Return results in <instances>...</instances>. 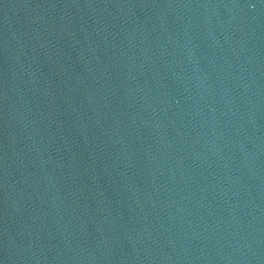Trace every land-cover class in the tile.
<instances>
[{"label": "water", "instance_id": "obj_1", "mask_svg": "<svg viewBox=\"0 0 264 264\" xmlns=\"http://www.w3.org/2000/svg\"><path fill=\"white\" fill-rule=\"evenodd\" d=\"M0 264H264V0H0Z\"/></svg>", "mask_w": 264, "mask_h": 264}]
</instances>
